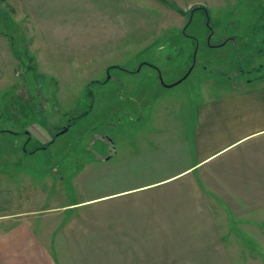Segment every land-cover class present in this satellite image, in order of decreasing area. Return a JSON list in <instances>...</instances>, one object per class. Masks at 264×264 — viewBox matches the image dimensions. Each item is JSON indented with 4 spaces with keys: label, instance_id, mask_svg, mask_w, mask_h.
I'll return each mask as SVG.
<instances>
[{
    "label": "rangeland",
    "instance_id": "obj_1",
    "mask_svg": "<svg viewBox=\"0 0 264 264\" xmlns=\"http://www.w3.org/2000/svg\"><path fill=\"white\" fill-rule=\"evenodd\" d=\"M12 1L0 3V215L180 171L195 160V109L222 94L243 90L240 118L264 120L263 0L212 1L207 15L165 0ZM16 96L37 114L23 132ZM121 155L141 175L105 179L102 161ZM229 223L233 264H264V227Z\"/></svg>",
    "mask_w": 264,
    "mask_h": 264
},
{
    "label": "crops",
    "instance_id": "obj_2",
    "mask_svg": "<svg viewBox=\"0 0 264 264\" xmlns=\"http://www.w3.org/2000/svg\"><path fill=\"white\" fill-rule=\"evenodd\" d=\"M54 1L58 12L61 3ZM165 1L207 15L205 6L218 0ZM242 94H222L195 109V160L180 171L82 200L37 204L0 215V264H233L223 229L229 219L264 227L263 110L257 121L240 118V103L247 97ZM132 156H119L118 164L114 157L104 159V178L139 177L141 169L132 171L125 160ZM83 175L81 171L70 177L68 186L76 187ZM60 180L63 177L55 183ZM218 211L226 219L216 217Z\"/></svg>",
    "mask_w": 264,
    "mask_h": 264
},
{
    "label": "trees",
    "instance_id": "obj_3",
    "mask_svg": "<svg viewBox=\"0 0 264 264\" xmlns=\"http://www.w3.org/2000/svg\"><path fill=\"white\" fill-rule=\"evenodd\" d=\"M4 1L5 0H0V3H4ZM175 9V8H174ZM193 10V9H192ZM191 10V11H192ZM175 11L178 13V14H180V15H182L183 14V12L182 11H180V10H177V9H175ZM193 12V11H192ZM191 12V13H192ZM205 13V12H204ZM188 25V24H187ZM31 99H30V97H25L24 99L22 98V96H16V97H14V98H12V99H10L9 100V105L10 106H15L16 108H15V112H16V114L18 115V117H20L21 118V120H20V122L21 121H25V120H28L29 118L30 119H32V120H29V121H34L35 119H36V117H37V114H36V111H35V109H33V106H31V104H30V101ZM85 115V113H83L81 116H79V117H77V118H75V119H72V120H70L71 121V123H73L74 121H76L77 119H80L81 117H83ZM15 119V114L13 113L11 116H10V120H14ZM20 125H22V124H20ZM19 125V126H20Z\"/></svg>",
    "mask_w": 264,
    "mask_h": 264
},
{
    "label": "water",
    "instance_id": "obj_4",
    "mask_svg": "<svg viewBox=\"0 0 264 264\" xmlns=\"http://www.w3.org/2000/svg\"><path fill=\"white\" fill-rule=\"evenodd\" d=\"M182 81V80H181ZM159 82H160V84L162 85V83H161V80L159 79ZM180 82V81H179ZM178 84V83H177Z\"/></svg>",
    "mask_w": 264,
    "mask_h": 264
}]
</instances>
